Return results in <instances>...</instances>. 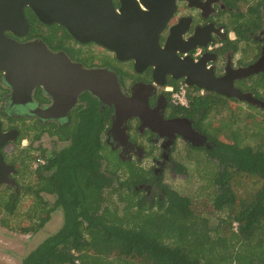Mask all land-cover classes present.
<instances>
[{
	"label": "trees",
	"instance_id": "trees-1",
	"mask_svg": "<svg viewBox=\"0 0 264 264\" xmlns=\"http://www.w3.org/2000/svg\"><path fill=\"white\" fill-rule=\"evenodd\" d=\"M260 3L264 6V0ZM251 11L256 17L250 24L260 25L256 8ZM64 31L62 37L70 38ZM259 78L254 93L264 89V75ZM257 95L264 101V95ZM229 100L210 92L195 97L187 111L208 120L226 109ZM87 102L88 108L80 107L70 126L45 129L59 148L47 157V166L36 172L34 180L21 187L20 195L0 187V214L7 221L15 217L23 198L30 199L25 216L33 225L23 229L24 233L43 229L55 211L64 217L62 228L22 264H264V142L243 144L239 129L232 142L214 139L217 147L209 154L219 166L213 180L218 193L209 211L229 214L213 223L190 196L168 188L155 205L140 201L133 185L141 183L145 175L116 155L114 160L108 157L105 132L109 118L97 111V101ZM258 122L264 131V120ZM207 126L206 132L213 137L226 123ZM26 130L29 137L31 128ZM31 150L21 154L20 162L29 170L34 159ZM246 177L259 179L260 185L247 198H240L235 182ZM48 196L55 198L53 203L45 200ZM236 223L238 231L233 229Z\"/></svg>",
	"mask_w": 264,
	"mask_h": 264
},
{
	"label": "flooded vegetation",
	"instance_id": "flooded-vegetation-1",
	"mask_svg": "<svg viewBox=\"0 0 264 264\" xmlns=\"http://www.w3.org/2000/svg\"><path fill=\"white\" fill-rule=\"evenodd\" d=\"M134 1L112 0L117 9L123 4L136 5ZM260 1L177 0L176 10L160 35V45L166 47L168 41L174 39L172 46L174 45L179 57H184L183 52L188 51L187 56H191L196 61L202 60V63L212 67L216 77L225 78L229 75L234 80L236 89L254 95L255 93L250 90L256 85L257 79H260L259 76L264 75V6L261 7ZM140 7L145 10L147 6L140 3ZM251 8L253 10L256 8L260 25L250 24V21L256 17L252 14ZM25 15L28 27L22 28L23 35L15 36L11 32H6L5 37L20 44H42L51 53L63 54L73 63H80L86 69L101 68L115 72L121 81L123 94L138 102L139 115L128 116L116 126L117 108L101 104L90 92L81 94L76 104L71 107L67 105L56 107L53 96L42 87H36L30 96L14 95L13 87L7 82L4 73L0 72V125L7 139V143L0 149L5 162L4 167L0 168V187L13 190L18 195L17 186L20 184L22 172L28 173L29 169L20 166L22 160L20 153H25L24 147L22 151L16 152L19 154L15 153V149L27 137L26 128H31L29 134L31 133L32 136L27 137L30 138V149L41 151L42 145L35 146V143L40 142L43 136L48 135L56 141L51 132L45 129L48 126L57 129L70 126L72 118L78 113L77 110L83 105L88 108L89 100L97 101V111L109 118L110 125L105 132L109 151L127 165L141 169L139 172L146 178L140 186L146 187L148 196L166 194L165 188L160 183L161 175L167 170L177 169L178 165L172 159V154L179 146L204 148L208 154L215 150L217 143L206 132L207 119L205 120L199 113L183 110L174 105L171 96L166 93L165 87L170 84L177 85L179 81L176 82L170 76L156 75L153 67L137 73L133 62H120L112 52L101 46L111 54L112 61L110 58L109 63L103 66L85 65L82 58L90 57L86 47L97 44H81L72 37L63 38L65 28L56 24H43L29 7L25 9ZM246 17L250 18L249 21H246ZM204 45H212L213 48L201 52V56L196 58V51ZM246 50L250 53L246 54ZM115 62L118 63L116 66ZM125 64H130L132 67L129 66V69L123 67ZM251 68H254L251 74L244 72ZM155 75L156 79H154ZM153 86L154 89L150 90ZM193 91L199 97L210 93L197 87H194ZM84 96H86L85 100ZM254 97L258 98L256 94ZM258 100L263 103L258 107L263 108L264 102L261 98ZM45 111L53 114L45 118L43 116ZM26 122L30 127L27 125L23 127ZM172 123L178 124L177 127H173ZM39 136L41 138L38 140ZM56 145L55 142L54 146ZM56 150L46 151V156L44 155L46 159ZM35 160L34 158L33 172L36 174L47 166L48 159L37 167L34 166ZM148 161L151 165L145 169Z\"/></svg>",
	"mask_w": 264,
	"mask_h": 264
},
{
	"label": "water",
	"instance_id": "water-1",
	"mask_svg": "<svg viewBox=\"0 0 264 264\" xmlns=\"http://www.w3.org/2000/svg\"><path fill=\"white\" fill-rule=\"evenodd\" d=\"M176 1L135 0L136 5L123 4L117 9L112 0H0V72L13 87L14 95L30 96L36 87H42L53 96L56 107H71L81 94L90 92L101 104L117 108L116 126L128 116L139 115L138 102L123 94L115 72L86 69L63 54L51 53L42 44H20L5 37L6 32L23 35L21 30L28 27L25 9L29 7L43 24L59 25L81 44H97L112 52L116 60L133 62L137 73L153 67L156 75L170 76L190 87L262 106L253 94L236 89L229 75L216 77L212 67L187 56L188 51L183 52L184 57H179L172 46L174 39H170L166 47L160 45V35L176 10ZM140 3L147 6L145 10ZM253 70L244 72L251 74ZM153 89L154 86L150 88ZM52 114L45 111L43 116L48 118ZM172 125L177 127L178 124ZM6 143L0 125V149ZM4 165L0 153V168Z\"/></svg>",
	"mask_w": 264,
	"mask_h": 264
},
{
	"label": "rangeland",
	"instance_id": "rangeland-1",
	"mask_svg": "<svg viewBox=\"0 0 264 264\" xmlns=\"http://www.w3.org/2000/svg\"><path fill=\"white\" fill-rule=\"evenodd\" d=\"M90 57H83L82 61L85 65H95L103 66L109 63L111 54L104 50L100 46L92 45L86 47ZM83 55V52L82 54ZM110 55V56H109ZM112 61V58H111ZM112 63V62H111ZM118 63L115 62V66ZM131 66L130 64H125L123 67ZM132 67V66H131ZM257 89V88H256ZM251 91V90H250ZM264 95V89L256 92V96ZM230 101V102H229ZM226 109H221L220 114L211 115L207 120L209 125L216 122L220 127L222 123H226V127H222L221 131L216 133L211 139H217L222 143L232 142L233 134H237L236 130L239 129L241 132L239 137L243 144L248 143L249 145L254 146L258 142H264V131L260 129V124L258 121L264 120V107H258L251 105L254 108H251L248 103L241 102L238 100H229ZM238 120V122L236 121ZM234 124L232 128L229 125ZM30 127L29 123L26 122L25 126ZM207 126L206 128H208ZM213 130V127H211ZM258 133V138L248 136H253ZM238 135V134H237ZM32 136L30 133L29 137ZM30 139V138H29ZM24 138V141L21 142V145L15 149L16 152L22 151V147L25 154L30 149V140ZM215 141V140H214ZM42 145L41 151L31 150L32 158H37L39 156L45 155L46 151H52L58 149L59 146L55 144L54 138L45 135L40 142L35 143V146ZM19 154V153H16ZM22 153H20L21 155ZM114 153L110 151L108 157L114 160ZM172 159L178 165L175 170H167L163 175H161L160 183L165 189H171L175 192H179L180 195L190 196L192 200L196 203L197 207L200 208V211L205 212L204 214L211 220V222L216 223L220 219H226L228 217L227 211H222L214 214L209 211L210 205H212L213 200L215 199L218 193V187L214 186L213 180L216 174L218 173V163L216 160H213L206 149L202 148H190L183 147L182 145L178 147L177 151L172 154ZM114 164L117 165V162L114 161ZM150 166L146 165L145 169H148ZM35 178V173L32 169L28 173L22 172L20 184L17 186L19 189L18 195H20L21 187L32 182ZM240 179V180H239ZM237 183L235 182V192L240 198H247L252 194L260 185V181L257 178H239ZM170 181V182H166ZM141 183H138L133 188L140 197V201L144 200L150 204H154L159 199L162 198L160 194L147 195L148 190L146 187L140 186ZM3 188L5 190L7 188ZM10 190V189H8ZM15 193L13 190L10 191ZM17 194V192H16ZM53 197H45L46 201L51 203L54 202ZM30 199L23 198L20 206L17 207L18 212H16L15 217L5 220L4 214H0V264H22L23 259L31 253L35 248H37L45 239L49 236L58 232L64 222V217L61 211H55L49 222L44 226L43 229L38 232H27L24 233L23 229H28L32 227L33 222L29 221L26 218V213H28L27 203ZM8 222V226L2 224L1 221ZM237 224V223H236ZM234 228L235 229V225ZM11 226V227H10ZM33 231V230H32ZM235 231V230H234Z\"/></svg>",
	"mask_w": 264,
	"mask_h": 264
},
{
	"label": "built area",
	"instance_id": "built-area-1",
	"mask_svg": "<svg viewBox=\"0 0 264 264\" xmlns=\"http://www.w3.org/2000/svg\"><path fill=\"white\" fill-rule=\"evenodd\" d=\"M213 47H210L209 49H212ZM201 52H203V49H198L195 53V57H200ZM165 91L171 95L172 103L176 106L182 107V108H190L192 100L197 97V94L192 91L190 87H188L185 83H179L176 85H170L165 87ZM44 161H39V163H36L34 166L37 167L40 164H43ZM239 226L235 225V230L238 231Z\"/></svg>",
	"mask_w": 264,
	"mask_h": 264
},
{
	"label": "clouds",
	"instance_id": "clouds-1",
	"mask_svg": "<svg viewBox=\"0 0 264 264\" xmlns=\"http://www.w3.org/2000/svg\"><path fill=\"white\" fill-rule=\"evenodd\" d=\"M210 47H213L212 45H209V46H205V47H201V48H199V49H203V51H205V50H208ZM179 83H185L183 80H180L179 81ZM178 83V84H179ZM177 84V85H178ZM186 84V83H185ZM170 85H176V84H170ZM176 85V86H177ZM187 85V84H186ZM166 86V85H165ZM188 86V85H187ZM188 87H190V86H188ZM191 89H192V91H193V88L194 87H190ZM251 91H253V89H251ZM254 92V91H253ZM167 93V92H166ZM168 94V93H167ZM256 94V93H255ZM254 94V95H255ZM170 95V94H169ZM171 96V95H170ZM197 97H199V96H197ZM259 99H260V97H258ZM257 98V99H258ZM172 100V99H171ZM230 100H232V99H230ZM262 100V99H261ZM263 101V100H262ZM264 102V101H263ZM191 105H192V103H191ZM250 105V104H249ZM255 106H257V105H255ZM179 107V106H178ZM181 109H183V110H189L190 108H191V106H190V108H182V107H180ZM29 150V149H28ZM36 160L34 161V165L36 164V163H39V161L41 160V161H44V163H45V161H47L46 160V158H44L43 156H41V157H37V158H35ZM43 163V164H44ZM149 166L151 165V162L150 161H148V162H146ZM32 170H33V164H32V168H31ZM166 182H170V181H166ZM238 225V224H237ZM239 226V225H238ZM235 230V229H234Z\"/></svg>",
	"mask_w": 264,
	"mask_h": 264
}]
</instances>
